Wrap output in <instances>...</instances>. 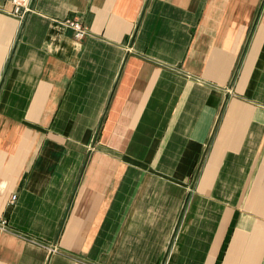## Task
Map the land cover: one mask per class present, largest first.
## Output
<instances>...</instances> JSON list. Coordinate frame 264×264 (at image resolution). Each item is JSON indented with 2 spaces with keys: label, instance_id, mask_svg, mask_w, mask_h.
I'll use <instances>...</instances> for the list:
<instances>
[{
  "label": "crops",
  "instance_id": "1",
  "mask_svg": "<svg viewBox=\"0 0 264 264\" xmlns=\"http://www.w3.org/2000/svg\"><path fill=\"white\" fill-rule=\"evenodd\" d=\"M13 9L0 264H264V0Z\"/></svg>",
  "mask_w": 264,
  "mask_h": 264
},
{
  "label": "built area",
  "instance_id": "2",
  "mask_svg": "<svg viewBox=\"0 0 264 264\" xmlns=\"http://www.w3.org/2000/svg\"><path fill=\"white\" fill-rule=\"evenodd\" d=\"M30 1L31 0H11L14 9L12 11V15L16 18H19L21 20L24 19L25 14L30 12ZM65 24L67 27L73 30L74 37L77 40H82L84 36L86 35V28L80 23L78 20H66ZM15 197H12V200H14ZM6 227V222L1 221L0 222V229L4 230ZM51 252H55V249H50Z\"/></svg>",
  "mask_w": 264,
  "mask_h": 264
},
{
  "label": "rangeland",
  "instance_id": "3",
  "mask_svg": "<svg viewBox=\"0 0 264 264\" xmlns=\"http://www.w3.org/2000/svg\"><path fill=\"white\" fill-rule=\"evenodd\" d=\"M30 12H31V9H30ZM29 12V13H30ZM28 12L25 14V16H24V19H25V17L27 16V14H29ZM16 18V17H15ZM18 20H20V21H22L21 19H19V18H17ZM51 249H54V248H51Z\"/></svg>",
  "mask_w": 264,
  "mask_h": 264
}]
</instances>
